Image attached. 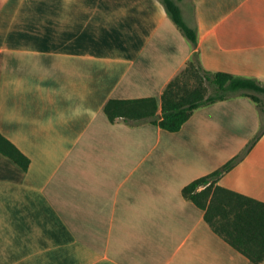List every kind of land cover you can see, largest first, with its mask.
<instances>
[{"label":"crops","instance_id":"0c3cea01","mask_svg":"<svg viewBox=\"0 0 264 264\" xmlns=\"http://www.w3.org/2000/svg\"><path fill=\"white\" fill-rule=\"evenodd\" d=\"M195 46L161 0H0V264H252L183 195L263 128L236 96L178 132L105 113L155 99L199 53L203 67L264 85V0H178ZM224 188L264 202V132ZM264 264V262L262 263Z\"/></svg>","mask_w":264,"mask_h":264},{"label":"trees","instance_id":"16d2710c","mask_svg":"<svg viewBox=\"0 0 264 264\" xmlns=\"http://www.w3.org/2000/svg\"><path fill=\"white\" fill-rule=\"evenodd\" d=\"M168 14L196 46L197 30L185 22L178 0H161ZM187 71L198 74L208 84L193 90L185 89L186 82L179 76ZM212 92H208L209 88ZM264 95V85L252 77L237 76L227 72L206 70L198 52H195L187 67L175 77L163 92L160 108L155 99L110 100L105 113L111 121L125 117L135 121H150L169 132L180 131L195 110L236 96L251 98L256 104ZM263 130L249 142L245 150L230 159L217 170L191 182L183 189V195L205 212V220L213 231L233 248L244 254L252 264L264 262V202L240 194L218 184L250 152ZM0 153L17 163L24 171L29 167V158L0 133Z\"/></svg>","mask_w":264,"mask_h":264},{"label":"rangeland","instance_id":"374dc122","mask_svg":"<svg viewBox=\"0 0 264 264\" xmlns=\"http://www.w3.org/2000/svg\"><path fill=\"white\" fill-rule=\"evenodd\" d=\"M179 79H181V82L183 83V82H186V84H187V87L185 88V89H189V91L190 90H193V89H195V88H198L199 86H201V85H204V86H207L208 87V84L206 83V82H203V80L199 77V75L197 74H191V73H188L187 71H184L180 76H179ZM213 91V89L210 87L209 88V93L210 92H212ZM256 96H258L259 97V102L257 103V106H258V108H259V110H260V112H261V116H262V119H263V128L262 129H264V95L263 94H256ZM259 132H257L256 134H255V136L258 134ZM254 136V137H255ZM253 137V138H254ZM252 138V139H253ZM251 139V140H252ZM251 140L249 141V142H251ZM249 142L247 143V145L249 144ZM247 145H245L242 149H241V151H239V153L237 154V155H239V154H241L244 150H245V148H246V146ZM236 155V156H237Z\"/></svg>","mask_w":264,"mask_h":264}]
</instances>
